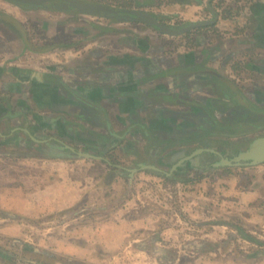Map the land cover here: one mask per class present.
Returning <instances> with one entry per match:
<instances>
[{"label": "crops", "instance_id": "0c3cea01", "mask_svg": "<svg viewBox=\"0 0 264 264\" xmlns=\"http://www.w3.org/2000/svg\"><path fill=\"white\" fill-rule=\"evenodd\" d=\"M154 1L133 0L131 10L149 13L166 26L202 27L175 37L136 22L148 29L126 36L119 25L87 18L93 34L83 37L89 29L84 26L78 45L33 44L31 28L18 10L0 2V209L35 216L72 214L82 206L93 213L92 207L121 189L126 176L142 166L148 175L182 181L173 171L182 162L174 169L171 160L195 151L202 140L199 133L205 132V142L212 145L204 150H215L223 141L235 143L264 131L259 117L246 134L208 136L212 128L225 126L242 104L262 107L250 103L246 86L262 94L264 0H162L159 12ZM50 149L65 151L64 159L40 152ZM83 153L96 158H75ZM24 164L37 175L55 178L45 183L34 175L25 179ZM89 214L65 221L69 242L64 253L75 260L96 264L101 249L102 255L151 254L145 244L140 247L139 237L175 257L170 263L157 258V264H178L187 252L185 247L160 246L145 230L148 222L137 216L118 217L117 212L103 220ZM79 220L84 223L75 226ZM3 222L6 217L0 218ZM189 243V251L196 253L212 245L205 240Z\"/></svg>", "mask_w": 264, "mask_h": 264}, {"label": "rangeland", "instance_id": "374dc122", "mask_svg": "<svg viewBox=\"0 0 264 264\" xmlns=\"http://www.w3.org/2000/svg\"><path fill=\"white\" fill-rule=\"evenodd\" d=\"M79 1L107 3L118 9L129 8L133 4V0ZM5 2L2 4L16 8L25 25L31 28L33 44L54 41L56 45H78L80 31L84 26H89L86 24L87 18H91L93 22L110 24L109 26L119 25V32L126 36L134 33V30L140 29L142 32L148 29L147 26H137L136 22L119 23L103 17H85L73 12L50 11L45 8L33 9L34 13L27 18L25 14L31 10ZM162 3V0L154 1L157 12ZM90 27L88 33H83V37L93 34ZM153 32L159 34L155 30ZM60 49L62 51L63 47ZM263 136L262 130L251 139ZM236 147L242 148L244 145ZM66 160L75 161L74 158ZM15 162L22 164V161ZM209 162L206 158L205 163ZM21 167L25 179L34 175L40 178L38 182L45 183L55 178L45 172L39 175L31 172L30 165L31 168L25 164ZM204 167L206 165L200 163L193 169L174 175L182 181L151 176L144 171L133 176L127 175L123 187L107 194L108 199L104 198L103 203L92 207L93 213L82 206L72 209V214L63 211L35 216L17 215L4 210L7 212L5 213L0 209V218L6 217V222L0 224V264H87L64 253L65 242H69V235L67 238L64 230L65 221L70 217H79L81 213H90L89 217L100 215L104 220L112 218L117 212H120L118 217L137 216L148 222L145 230L149 229L154 234L152 238L160 246H168L171 250L185 247L187 252L182 253L178 264H264V163L209 170ZM13 168L9 170L15 172L17 168L22 173L20 165ZM26 185L31 187V183L27 182ZM83 223L79 220L74 225ZM16 226L20 231L14 229ZM5 229H8L7 233H4ZM49 236L54 239H49ZM139 238L140 247L145 244V248H151V254L102 255L101 249L99 256H96V264H157V258L169 263L175 260L172 254L156 251L154 241L144 243L143 238ZM195 240H205L212 245L201 247L203 252L200 253L190 252L189 247L193 245L189 242Z\"/></svg>", "mask_w": 264, "mask_h": 264}, {"label": "water", "instance_id": "95a60500", "mask_svg": "<svg viewBox=\"0 0 264 264\" xmlns=\"http://www.w3.org/2000/svg\"><path fill=\"white\" fill-rule=\"evenodd\" d=\"M11 2H14L18 5L21 6H26L28 8H40L45 5L46 2L48 1H54V0H8ZM64 1L65 8L60 9V11H68V10H73L77 14H81L84 16H93V17H103L107 18L110 20H114L117 22H137V23H143L147 24L151 27L157 28L158 31L161 34L167 35V36H182L185 35L197 28L202 27V23L198 24H185L183 26H166L162 23L159 22L153 15L146 13V12H140V11H135V10H127L125 12L120 11L116 9L115 7H111L105 4H99V3H86L83 1L79 0H61ZM67 9V10H66ZM71 150V152H74L73 148H68ZM210 153L209 155L216 154L220 155L218 152L215 150H204L200 149L195 152V154H203L204 156L199 159L196 164L194 163L195 166H199L200 163H203L206 165L208 170L209 169H215V168H221L224 166H243L246 164H249L251 166H257L262 163H264V137H259L254 139L250 144H244V147H236L235 149H231V154L229 156H220L219 159L210 161L209 163H205L206 158L208 155H206V152ZM41 154H46L49 157H59V158H64L61 154H64L65 151L62 149H55V150H41ZM54 155V156H53ZM78 157H83V158H92L95 159V156H92L87 153L83 154H78L75 156V158ZM177 166H174V169ZM142 168H137L132 172L130 176H133L134 174L144 170ZM150 169L153 167L150 166Z\"/></svg>", "mask_w": 264, "mask_h": 264}, {"label": "trees", "instance_id": "16d2710c", "mask_svg": "<svg viewBox=\"0 0 264 264\" xmlns=\"http://www.w3.org/2000/svg\"><path fill=\"white\" fill-rule=\"evenodd\" d=\"M68 12L75 13L72 9L68 10ZM155 29L158 30L157 28H155ZM261 90H262L261 95H258L259 94L258 93L257 95L249 94V96H247V98H249V101L251 100L250 103L252 102V105L258 104V102H259L262 105V107L258 106L260 109L257 108V110H255V107L249 106V109L247 111H244V113H242V114L239 113L240 110H239V112L238 111L234 112L233 113L234 116H232L230 118L229 122H226L225 126H219V127L212 128L213 131L208 136L209 137H216V138L221 137V138L228 139V138H232V137L239 136L241 134H246L247 132H250L252 130V128L254 127V126H250V125H253L252 124L253 122L255 125V122H257V121H259V119H261L259 117H262L264 119V87L260 89V92H261ZM245 123L246 124L249 123V124L246 125ZM234 124H237V125H234ZM209 131H210V129L207 132H209ZM197 135H200V138L202 139L200 142H196L195 145H197V147H200L201 145H205L206 147L212 146L210 144L211 142H205L206 139H204V138L207 137V134H205V132L199 133ZM240 140H241V144H243V145L248 144V143L250 144L253 141V139H244L243 140V138H241ZM240 140H238V142ZM219 144H224L227 147L230 146V147L236 148L234 143H230L227 141H223L222 143H219ZM110 164L114 165L112 160H110ZM197 250L203 251V249H201V247L197 248Z\"/></svg>", "mask_w": 264, "mask_h": 264}, {"label": "flooded vegetation", "instance_id": "af4514ba", "mask_svg": "<svg viewBox=\"0 0 264 264\" xmlns=\"http://www.w3.org/2000/svg\"><path fill=\"white\" fill-rule=\"evenodd\" d=\"M4 1L9 2L11 4H15L18 7H23L25 9L33 10V8H28L26 6H21V5H18L16 3H14V2L8 1V0H4ZM84 2H86V3H96V2H91V1L90 2L89 1H84ZM64 4H65V2L64 1H61V0L48 1V2L45 3L44 6L40 7V9H44L45 8L46 10H50V11H55V10L60 11V9L65 8ZM99 4H105V5H108V6H111V7L114 6L116 9H118L115 5H111V4H107V3H99ZM36 9H39V8H36ZM118 10L125 12L127 10H131V7L129 6V8H126V9H118ZM246 88H247L246 90H247L248 94L249 93L250 94H255L254 93L255 91H254L253 86H249L247 84ZM242 105L244 107L240 108V112L238 110V112L240 114L244 113V111H247L249 109V105H247V104H242ZM234 144H235V146H238V145L241 144V141L235 142ZM201 148L202 149H206L207 147L205 145H201L200 147H197L196 146L195 147V151L190 152V153H187L184 156H177L178 154L177 155L175 154V157L173 156V160H171V162L173 161L172 162L173 166H178L179 165V161L182 162V163L180 164V166H178L176 168V170H173V171H177V172L182 171V172H184L185 170H187L189 168H192L193 169L194 166H195V165H193V163L196 164V162L202 156L200 154H194V153L196 151H198V149H201ZM231 149H233V147H230V146L227 147L224 144H219L218 146L215 147V151L218 152L220 155H216V154L208 155L207 159L209 161H213V160L219 159L220 156H229L230 157ZM171 162H170V164H171ZM165 171H168L169 173L171 172L170 168H166Z\"/></svg>", "mask_w": 264, "mask_h": 264}]
</instances>
